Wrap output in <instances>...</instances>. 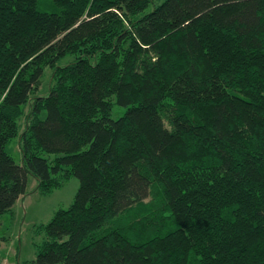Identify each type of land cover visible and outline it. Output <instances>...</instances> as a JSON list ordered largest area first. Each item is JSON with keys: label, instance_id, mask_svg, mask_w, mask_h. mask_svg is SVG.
I'll use <instances>...</instances> for the list:
<instances>
[{"label": "trees", "instance_id": "1", "mask_svg": "<svg viewBox=\"0 0 264 264\" xmlns=\"http://www.w3.org/2000/svg\"><path fill=\"white\" fill-rule=\"evenodd\" d=\"M151 2L0 0V218L80 182L33 264H264V0Z\"/></svg>", "mask_w": 264, "mask_h": 264}, {"label": "rangeland", "instance_id": "2", "mask_svg": "<svg viewBox=\"0 0 264 264\" xmlns=\"http://www.w3.org/2000/svg\"><path fill=\"white\" fill-rule=\"evenodd\" d=\"M165 0H152L146 12L152 11ZM39 9L51 10L50 5L40 4ZM70 57L60 61L65 65ZM47 83L45 84L46 87ZM40 94H45L41 90ZM125 107L114 105L111 117L117 119L123 116ZM45 116V113H43ZM14 160L22 163L23 154L17 138L11 140L6 148ZM41 156L51 163L55 154L41 152ZM36 181L30 176L27 194L19 200L12 211L5 213L0 218V236L3 238L0 248V258L4 264H33L47 240L44 227L52 220L56 212L68 209L74 202L80 182L77 178H70L63 185L50 193L37 191ZM36 190V191H35Z\"/></svg>", "mask_w": 264, "mask_h": 264}, {"label": "crops", "instance_id": "3", "mask_svg": "<svg viewBox=\"0 0 264 264\" xmlns=\"http://www.w3.org/2000/svg\"><path fill=\"white\" fill-rule=\"evenodd\" d=\"M35 185L37 186V182L35 183ZM35 191H36V190H35ZM22 198H23V197H22ZM19 200H21V198H20ZM19 200L16 202V204H15L14 206H16V205L18 204ZM0 261H1L2 264H4V260H2V259L0 258Z\"/></svg>", "mask_w": 264, "mask_h": 264}, {"label": "built area", "instance_id": "4", "mask_svg": "<svg viewBox=\"0 0 264 264\" xmlns=\"http://www.w3.org/2000/svg\"><path fill=\"white\" fill-rule=\"evenodd\" d=\"M0 264H2V263L0 262Z\"/></svg>", "mask_w": 264, "mask_h": 264}]
</instances>
